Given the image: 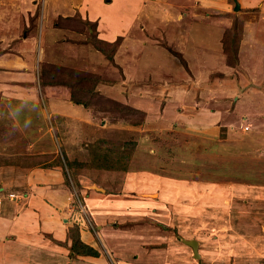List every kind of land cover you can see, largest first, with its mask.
<instances>
[{"label":"rangeland","instance_id":"374dc122","mask_svg":"<svg viewBox=\"0 0 264 264\" xmlns=\"http://www.w3.org/2000/svg\"><path fill=\"white\" fill-rule=\"evenodd\" d=\"M76 1L23 0L24 19H20L23 21L14 22L10 28L7 26L4 32L0 28L3 61L19 54L8 39L19 40L28 30L36 32V39L41 37L40 44H36L38 58L33 72L37 82L35 97L9 100L10 120L3 114L7 103L0 101V112L4 115L0 118V134L5 136L8 128L18 141H4L1 135L0 141L4 146L12 145L13 153L19 150L21 153L33 135L19 136L16 120L27 123L29 132L34 123L46 129V144L56 150L55 161L49 164L62 165L73 197L87 186V190L96 187L99 192L108 189L111 193L155 198L160 190L156 185L165 186L166 191L173 192L178 206L170 213L167 225L160 219L143 217L139 220V223L156 226L158 237L151 247L157 248L153 254L162 262L169 258L168 264H264V190L259 199L258 193L249 195L248 186L253 174L264 165V154H260L264 152V143L258 146L262 148L260 153L252 151L248 146L253 147L259 141L249 143L248 130H243L240 123L238 126L246 131L244 134L238 129L232 134L220 130L215 136L202 131L213 127L212 124H184L189 116L187 112L196 109L190 106L191 102L204 94L211 99L214 95L223 101L229 99L226 102L229 111L243 99L246 90L253 85L262 87L259 84L264 82V68L247 69L243 65V69L237 71L233 68L217 70V55L216 62L210 66L214 69L199 72L197 83H193L195 76L185 59L192 62L190 52L200 51L189 44L198 42L197 37L202 34L199 31H207L210 37L216 35V47L222 43V55L228 65L235 63L229 57L234 47L231 35L237 37L243 50L246 46H255L258 57L264 58V0H237L240 6L237 11L234 0H227L226 8L219 5L212 16L223 20L224 30H217V21L210 24L185 22L182 19L185 14L175 19L177 23L162 20L155 16L156 3L153 4L156 7L150 5L147 16L141 15L145 8H137V4L129 0L124 12L118 0H103L101 6L94 8L78 7ZM179 1L157 0L160 4L169 3L168 6ZM182 2L180 13H184L189 4L188 0V4L186 0ZM172 10L175 12L174 8L170 12ZM93 11L99 23L89 16ZM135 12H139L138 16ZM187 12L192 16L190 10ZM134 16H137L135 20ZM187 37L191 38L187 40ZM148 49L158 50L154 53ZM195 56L201 57L199 53ZM220 60L223 59L218 56ZM122 61L126 66L141 64V67L133 66L130 81L125 78ZM4 62L0 65H6ZM52 65L62 66L65 73L55 76ZM55 78L67 81L68 85L49 87L54 85L49 82ZM188 84L194 87L190 93ZM50 107L66 118L57 114L51 117ZM225 121L232 123L233 118L227 113ZM10 122L12 125H7ZM252 128L260 129V126ZM126 141H134L135 146H122ZM2 154L5 155V151ZM82 164L87 166L82 167ZM110 164L127 165V170L105 171L98 166L112 167ZM140 172H145L146 177L134 174ZM146 179L154 180L151 184L157 182L151 187L155 190L140 189V182ZM79 197L80 202L75 200L73 205L84 215L80 194ZM157 209L161 216L160 208ZM84 218L95 231L86 216ZM191 238L195 239L190 240L194 245L198 241L196 254L185 242Z\"/></svg>","mask_w":264,"mask_h":264},{"label":"crops","instance_id":"0c3cea01","mask_svg":"<svg viewBox=\"0 0 264 264\" xmlns=\"http://www.w3.org/2000/svg\"><path fill=\"white\" fill-rule=\"evenodd\" d=\"M22 1L0 0V28L3 32L4 28H7V26L10 28L14 22L20 23L23 21H20V19H24L21 11ZM66 1L71 2L72 0ZM129 1L137 4V8H145L141 15H147L150 5L156 7L153 5L156 3L158 13L155 16H160L162 20L176 22L178 20L175 19H178V16L183 17V14H185L184 18H182L185 22L187 20L198 22L199 24H210L217 21V30L218 28L224 30L221 25L223 20L221 18H219L220 20L218 18L215 20L212 15L217 13L219 5L226 8L228 6L227 0H188L189 4L186 0L188 6L183 10L184 13L179 12L183 5V0L171 3L169 6V3L165 4L163 2V4H160L157 0H149L146 3L142 1L138 3V0ZM118 2L120 10L124 12L128 6L127 0H118ZM76 4H78V7L84 5V7L94 8L101 6L103 0H80V2L76 1ZM169 8H174L175 12L173 10L170 12L171 9ZM188 10H190L192 16L188 15ZM85 11L87 13V10ZM126 11L130 12L129 9ZM195 13H201V15ZM94 14L97 13L94 11L90 15L88 13L93 21L96 20L94 22L99 23L100 19L94 18L96 17L93 16ZM135 14L138 16L139 12H135ZM137 16H134V20ZM99 27L100 24L96 25L97 31ZM18 30L22 33L21 27ZM199 32H202V34L197 37L198 42H190L189 44H193L191 46L200 51L190 52L192 62L189 59H185L188 66H191H189L190 71L195 76L193 83H197L199 72H204L206 69H214V67L210 66L216 62L214 60L216 55L217 70H231L230 68H233L237 71L242 70L243 68L241 67L243 65L247 69L255 68V66L260 67V69L264 68V58L258 57L259 53L255 46H246L244 50L242 45L239 46L238 63L232 66L224 61L220 39L218 38L220 44L216 47V35L210 37L207 31ZM211 34L214 33L211 32ZM20 37L19 40L8 39L12 41L10 46L18 50L19 54L11 60H4L7 62L6 65H0V101L7 103L4 105L5 113L3 114L9 117V120L10 114L8 113H11V111L9 110L8 101L34 98L35 90H37L36 80L34 79L36 75L33 72L35 66H37L36 58H38L36 44H40L41 37L39 36V40L38 37L36 39V32L29 30L27 34H22ZM219 37L221 38V36ZM190 38L187 37V40ZM38 41L40 42L38 43ZM2 44L5 45L6 43L3 41ZM40 47L43 52L41 53V61H43L45 59L42 44ZM150 50L148 49L147 51ZM157 50L152 49L151 51L157 53ZM262 52L264 53V50ZM197 53L201 57H196ZM218 56L223 60L218 61ZM4 61L0 58V64ZM123 64L125 78L130 81L132 77H129V74H133V66L141 67V64L132 63L129 66H126L124 62ZM194 64L195 66L192 67ZM147 76L148 74L145 75V77ZM29 79L33 82H30ZM193 80L191 77L190 81L192 82ZM259 85L262 87L258 88L253 85L246 90L243 99L239 100L234 108L229 111H227L228 104H226V102L230 101L229 99L223 101L219 97L216 98L214 94L211 95H214L211 99L204 94L205 98L202 96L191 102L190 106L193 105L196 109L194 112H187L189 116H186L187 122H184V124L187 126H190V123L200 124L201 126L212 124L213 127L202 130L206 133L205 135L211 136H215L216 133L217 135L220 134V130H225L228 134H232L236 129L244 134L246 131L241 130V128L243 125H249L247 132L249 133L248 139L251 140L249 143L254 144L255 141H259V144H254L253 147L249 145L248 147L252 151L260 153L262 148L258 146L264 143V82ZM49 87L56 88L61 86L55 84L49 85ZM188 87L189 93L194 90L193 84H188ZM208 89L211 90L212 88ZM258 91L260 92L258 93ZM139 93L141 92L139 91ZM67 102L70 103L68 100ZM226 111L233 118L232 123L223 122L225 115H227ZM49 112L51 117L55 114L64 115L56 112L53 107L52 110L50 107ZM191 113L193 114L192 116H190ZM3 114L0 112V118L4 117ZM41 116L44 119L45 114L43 113ZM60 117L66 118V116ZM13 119L15 118L13 117ZM185 119L183 118L184 121ZM239 123L242 125L241 128L238 126ZM16 124L18 125L19 136L28 134V138L31 135H33V138L31 137L32 141L26 145L25 151L23 150L24 152L21 153H19L20 150L13 153L12 145L8 144L10 146H7L5 144L6 146H4L3 141H0V161L7 160L0 162V183L2 185L0 187V264H168V261H171L169 258H165L162 262V260L156 258L157 255L153 254V252L156 253L157 248L151 247L156 243V238L158 237L156 226L147 222L139 223V220L143 219V217L153 220L160 219L165 221L167 225L168 220L171 218L170 213L175 207H178L174 202L173 192L166 191L163 185H156V189L160 188L158 190L159 196L157 195L155 198L141 195L132 197L121 193H111L108 189L99 192V188L95 189L96 187L93 190H87L86 186L85 189H80L81 192H79L84 212V215H81L82 212L77 208L75 209L76 206L73 205V193L71 192V186L67 184L65 179L62 165L60 163L49 164V162L55 161L56 150L48 148L46 144V129L34 123L30 126L29 129H33L29 132L27 123L23 121L20 123L16 120ZM7 125L11 126L12 123L10 122ZM256 125H259L260 129L252 128ZM195 129L198 131L197 128ZM5 133V136H2V133L0 134L4 141H18V138L15 139L8 128ZM43 137L46 138L43 140ZM23 143L25 144V142ZM2 151H5V155L2 154ZM260 154H264V152ZM262 158L264 157L262 156ZM15 160H18V163H13ZM43 165H48V167L44 168L42 167ZM144 173L134 174L146 177ZM263 174L264 165L261 170L253 174V178L252 180L250 179L251 182L248 185L251 189L249 195L256 194L255 196H257L258 193L257 197L259 199L262 196L261 191L264 190ZM153 181L146 179V181L140 182V189L142 188L141 190L143 191L144 189H151L152 184H157V182L151 184ZM151 190H155V188ZM157 208H160L161 216H159ZM84 216L94 226L95 231L89 227V224L85 223ZM73 225L78 226L80 239L85 244L98 250L99 255H78L71 250V239L68 236V230ZM123 225H126V228L122 227ZM187 245L192 249L189 244Z\"/></svg>","mask_w":264,"mask_h":264},{"label":"trees","instance_id":"16d2710c","mask_svg":"<svg viewBox=\"0 0 264 264\" xmlns=\"http://www.w3.org/2000/svg\"><path fill=\"white\" fill-rule=\"evenodd\" d=\"M232 38L234 39V47L231 49V51L229 52V57L232 59V62H235L233 64L230 63V65H234L238 62V46H239V42L237 37H235L234 35H231ZM234 36V37H233ZM223 46H225V43L223 44ZM237 50V51H236ZM53 66V65H52ZM55 73V76L60 73V74H64L65 70L62 69V66L56 65L53 66V74ZM52 84H65L68 85L67 81H62V79L60 78H55L53 79L52 82H49ZM78 103H81L78 102ZM114 146V145H113ZM122 146L124 147H134L135 146V142L134 141H126L122 143ZM111 150L113 151V149L111 148ZM123 157V156H122ZM121 157V158H122ZM82 167H86L87 165L82 164ZM112 166V164H110ZM99 167H101V170H110V171H122L125 172L127 170V165H122V166H106V165H98ZM97 168V167H96ZM66 181L69 184V179H66ZM68 236L71 239V250L78 255H91V256H97L99 255L98 250H96L94 247L85 244L81 239H80V234H79V228L77 225H73L72 227L69 228L68 230Z\"/></svg>","mask_w":264,"mask_h":264},{"label":"water","instance_id":"95a60500","mask_svg":"<svg viewBox=\"0 0 264 264\" xmlns=\"http://www.w3.org/2000/svg\"><path fill=\"white\" fill-rule=\"evenodd\" d=\"M239 8H240V6H239L238 1H237V0H234V10L237 11V10H239ZM190 240H195V239H190ZM190 240H185V242H186L187 244H189V245L192 247L193 252L196 254V252H197L198 241L196 240L197 245H194V244L191 243ZM195 254H194V255H195Z\"/></svg>","mask_w":264,"mask_h":264},{"label":"built area","instance_id":"2783aa9c","mask_svg":"<svg viewBox=\"0 0 264 264\" xmlns=\"http://www.w3.org/2000/svg\"><path fill=\"white\" fill-rule=\"evenodd\" d=\"M243 130H248V126H243ZM77 201V202H80V197H79V195H77L76 193L74 194V201ZM78 204H80V203H78Z\"/></svg>","mask_w":264,"mask_h":264},{"label":"clouds","instance_id":"9594fccd","mask_svg":"<svg viewBox=\"0 0 264 264\" xmlns=\"http://www.w3.org/2000/svg\"><path fill=\"white\" fill-rule=\"evenodd\" d=\"M79 195V193H77Z\"/></svg>","mask_w":264,"mask_h":264}]
</instances>
